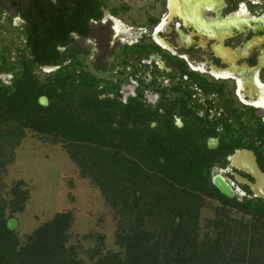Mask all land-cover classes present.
<instances>
[{
    "label": "trees",
    "instance_id": "trees-1",
    "mask_svg": "<svg viewBox=\"0 0 264 264\" xmlns=\"http://www.w3.org/2000/svg\"><path fill=\"white\" fill-rule=\"evenodd\" d=\"M94 1L14 3L24 42L14 61L1 58V72L14 76L10 86L0 82V176L10 162L6 149L25 131L60 143L113 211L117 251L104 253V237L97 236L88 262L81 260L80 248L69 245L71 212L55 214L21 242L6 225L29 197L16 182L8 200L0 190V264H264V204L227 198L209 179L230 150H209L200 121L178 128L169 112L144 106L141 93L124 103L118 84L107 88L74 53L66 58L60 51L71 34L87 36L88 20L101 16ZM43 67L54 70L37 74ZM212 202L214 216L202 232L201 211Z\"/></svg>",
    "mask_w": 264,
    "mask_h": 264
},
{
    "label": "flooded vegetation",
    "instance_id": "flooded-vegetation-1",
    "mask_svg": "<svg viewBox=\"0 0 264 264\" xmlns=\"http://www.w3.org/2000/svg\"><path fill=\"white\" fill-rule=\"evenodd\" d=\"M16 1L0 0V13L10 26L14 20L5 14L8 10L21 23L7 34L20 41L22 49L23 21L15 13ZM119 1L114 5V0H95L93 6L101 16L88 20L87 36L71 34L60 51L66 58L74 53L84 66L81 59H89L90 70L85 66L86 70L94 76L95 72L106 73L98 79H104L107 88L118 84L124 103L141 93L144 106L163 116L169 112L178 128L200 121L210 133L206 139L209 150L221 146L230 150L211 169V184L213 178H221L231 188L230 199L264 204V198L244 183L256 184V179L230 165L235 155L246 152L264 175V0H212L202 19L175 15L168 19V3L173 0H154L148 5L160 11L158 16L149 17L146 27L116 36L112 25L119 13L130 9V0ZM188 3L184 12L198 6L192 0ZM3 56H10L11 61L15 57L8 46L0 47V82L10 86L14 74L1 72ZM51 69L39 68L37 74Z\"/></svg>",
    "mask_w": 264,
    "mask_h": 264
},
{
    "label": "rangeland",
    "instance_id": "rangeland-1",
    "mask_svg": "<svg viewBox=\"0 0 264 264\" xmlns=\"http://www.w3.org/2000/svg\"><path fill=\"white\" fill-rule=\"evenodd\" d=\"M153 1L130 0V9L119 13L116 19V30L133 33L136 28L146 27L148 18L160 13L149 9ZM119 2L114 0L113 4L117 5ZM5 14L14 20V26H10L7 17H2L3 14L0 13V47L8 46L14 58L16 55L13 51L22 45L20 41L12 40L7 33H12L21 23L15 21V14L12 17L6 12ZM4 31L6 34H3ZM148 31L146 28L145 32ZM81 61L90 70V60L82 58ZM39 73L42 76L45 70ZM95 76L105 78L106 73L95 72ZM8 150L10 156L5 159H10V162L6 164L0 176L1 196L8 200L9 190L16 182H23V188L29 192L23 212L15 214L12 218L15 221L14 231L21 242L55 214L71 212L73 222L68 233L69 245L80 248L81 260L88 262L86 251L98 245L97 236L104 237V253L117 251L114 245L117 225L113 211L90 179L80 176L78 168L70 161L60 143H45L36 133L25 131L17 146L6 149V152ZM215 205V202L207 204L201 211L202 232L205 230V222L214 216ZM232 216L240 218L236 213Z\"/></svg>",
    "mask_w": 264,
    "mask_h": 264
},
{
    "label": "water",
    "instance_id": "water-1",
    "mask_svg": "<svg viewBox=\"0 0 264 264\" xmlns=\"http://www.w3.org/2000/svg\"><path fill=\"white\" fill-rule=\"evenodd\" d=\"M193 1V0H192ZM195 1V0H194ZM199 0H196L198 3ZM168 7V19L172 17V10L170 3ZM185 6V5H183ZM11 17L14 15L13 11H6ZM54 69H51V71ZM38 103L45 107L48 105V100L45 97H40L38 99ZM230 165L233 168L241 170L247 174H250L256 179V184H252L249 182H244L245 186L249 189L250 192H253L260 197L264 198V175L259 171L254 157L249 153H240L239 156L235 155L234 158L231 160ZM212 185L225 197L232 198L231 188L230 186L221 178L215 177L212 179ZM7 228L11 231L15 228V221L10 219L7 221Z\"/></svg>",
    "mask_w": 264,
    "mask_h": 264
},
{
    "label": "bare ground",
    "instance_id": "bare-ground-1",
    "mask_svg": "<svg viewBox=\"0 0 264 264\" xmlns=\"http://www.w3.org/2000/svg\"><path fill=\"white\" fill-rule=\"evenodd\" d=\"M193 4L194 2H196V0L192 1ZM188 0H173L171 2V10H172V15H175V16H178V17H181L183 19H185V17H189L191 19H193V17L196 19H202L203 17V12H204V9H209L210 8V5H212V0H199L198 1V6H195V7H191L187 10H185L186 12H184V8L186 9L188 6ZM185 5V6H183ZM194 26H196V24L192 23ZM186 25H188L186 23ZM197 28H200L198 27V25L196 26ZM157 36V35H156ZM239 155V154H238Z\"/></svg>",
    "mask_w": 264,
    "mask_h": 264
},
{
    "label": "crops",
    "instance_id": "crops-1",
    "mask_svg": "<svg viewBox=\"0 0 264 264\" xmlns=\"http://www.w3.org/2000/svg\"><path fill=\"white\" fill-rule=\"evenodd\" d=\"M113 29L116 31L115 35L117 36L119 34L118 30L114 27V24L112 25Z\"/></svg>",
    "mask_w": 264,
    "mask_h": 264
}]
</instances>
